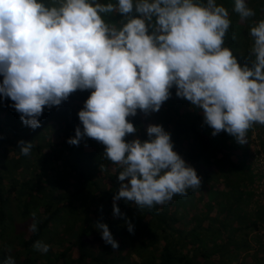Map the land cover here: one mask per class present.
I'll list each match as a JSON object with an SVG mask.
<instances>
[{"label":"clouds","instance_id":"1","mask_svg":"<svg viewBox=\"0 0 264 264\" xmlns=\"http://www.w3.org/2000/svg\"><path fill=\"white\" fill-rule=\"evenodd\" d=\"M233 11L242 20L255 16L246 0H235ZM111 13L123 15L119 27L102 18ZM230 25L227 8L216 0H0V95L14 102L24 125L36 129L45 106L92 89L78 112L83 131L77 126L67 142L95 139L122 167L114 216L124 215L120 199L140 208L164 205L200 188L201 179L160 125L147 127L151 139L126 142L137 130L127 117L137 109L159 111L175 85L177 96L203 110L213 136L226 131L244 144L254 124L264 125V19L250 28L251 67L241 66L224 46ZM18 144L22 155H30L31 142ZM31 216L28 229L35 233L40 221L35 212ZM125 223L132 232L126 217ZM96 228L106 244L118 247L106 223ZM33 247L49 250L39 240ZM5 264L15 261L9 255Z\"/></svg>","mask_w":264,"mask_h":264},{"label":"trees","instance_id":"2","mask_svg":"<svg viewBox=\"0 0 264 264\" xmlns=\"http://www.w3.org/2000/svg\"><path fill=\"white\" fill-rule=\"evenodd\" d=\"M43 2L50 5L53 0ZM196 2L205 4L206 0ZM216 2L237 17L232 9L235 0ZM257 6L251 26L264 19V4ZM132 15L139 14L133 11ZM102 18L119 27L123 15L102 14ZM246 22L250 21L242 20L241 27L231 23L224 46L230 48L241 66L251 67V48L233 38ZM91 91L77 89L59 106H45L36 129L24 125L12 106L14 102L0 95V264L6 260L2 248L10 244L15 249V264H264V235L259 234L264 227V184L256 190L260 174L246 151L253 128L260 126L263 133L264 125L254 124L244 144L226 131L213 136L204 122L203 110L177 96L173 85L164 108L147 114L137 109L135 116L126 118L137 130L124 140H149L143 127L162 126L170 134L173 150L201 179L198 202H193L196 189L152 208H140L120 199L116 203L124 215L114 216L113 197L119 191L122 167L106 158V146L95 139L84 136L78 145L67 142L75 136L77 126L83 131L78 112ZM21 140L33 144L30 155L20 153ZM11 196L16 201L17 215H21L17 226L12 224L7 208ZM189 208L195 211L187 214ZM33 212L40 221L35 233L28 229ZM125 217L133 225L132 232ZM97 222L108 225L117 248L97 240L102 237ZM18 226H24L27 233H14L15 227L20 231ZM50 234L57 237L59 249L54 254L36 255L34 243L50 240ZM136 235L139 240L134 242ZM240 250L251 259L241 263Z\"/></svg>","mask_w":264,"mask_h":264},{"label":"rangeland","instance_id":"3","mask_svg":"<svg viewBox=\"0 0 264 264\" xmlns=\"http://www.w3.org/2000/svg\"><path fill=\"white\" fill-rule=\"evenodd\" d=\"M249 3H248V6L250 7V8H252L253 10L255 9V8H257L258 6L257 5H260V4H264V0H247ZM233 8H234V6H233ZM232 8V9H233ZM229 18H230V20H231V23H235V24H237V25H241L242 26V19L240 18V16L239 15H237V17H233V14L232 13H230L229 14ZM237 19V20H236ZM254 19H255V16L254 17H251V18H249L248 20L250 21V22H246L245 23V27H242V31L241 30H239V33H234V36H235V38H236V40L237 41H244V43L249 47V48H252V46H253V44H254V39L251 37V35H250V28H251V24H252V22L254 21ZM240 26V27H241ZM235 30L236 29H239V27H235V26H232ZM241 33V34H240ZM161 106H163V108L166 106L165 105V102L164 103H162V105ZM141 117V116H140ZM145 118H147L148 119V117L147 116H144ZM142 118V117H141ZM143 129H145V131H146V128H144L143 127ZM261 129H262V127L260 128V126L259 127H254L253 128V130H259V132H260V135H262V134H264V131H263V133H262V131H261ZM199 195H200V193H199ZM199 195H198V192H197V189H196V191H195V195H194V199L196 200V201H193V202H198V199H199ZM9 204H8V212L10 213V215H11V222H12V224L14 225V226H17V224H19L20 223V220H21V215L19 214V215H17V213H16V201L14 200V199H12V196L10 197V199H9ZM194 212L195 210H193L192 208H189L188 209V212H186L187 214L190 212ZM199 212V211H198ZM183 222H185V221H183ZM25 226V225H24ZM24 226L22 227V226H18L17 227V230H20V231H15L16 230V227H15V229L13 230V232L15 233H19V234H21V232H24V234L25 233H27V229L26 228H24ZM10 231V229H8V232ZM11 232V231H10ZM13 232H11L10 233V236H13ZM7 235V234H6ZM51 235V239L50 240H46V239H42V242L43 243H45V244H47V245H49V250H48V252L49 253H56L57 252V250L59 249V246H58V243L57 242H55V240L57 239V237H55V235H53V234H50ZM8 236V235H7ZM62 236L64 237V235L62 234ZM65 238V237H64ZM100 239H102V237H98L97 238V240H100ZM137 240H139V236H137L136 235V238L134 239V242L135 241H137ZM6 242V241H5ZM96 243V242H95ZM97 248H98V246H97ZM14 248L12 247L11 248V244H10V246H7V247H5V248H2V253L6 256V258H7V256H11L12 258H13V253L12 252H14ZM94 250H98V249H94ZM241 251V250H240ZM261 251H263V250H260V252ZM36 255H38V256H43L44 254H46V253H42V252H40V251H38V250H36ZM100 252H101V250H100ZM73 254V252L72 251H70L69 252V255H72ZM250 257V259H251V256H249ZM249 257H248V255H246V254H244L242 251H241V254H239V261L241 262V263H245L248 259H249Z\"/></svg>","mask_w":264,"mask_h":264},{"label":"built area","instance_id":"4","mask_svg":"<svg viewBox=\"0 0 264 264\" xmlns=\"http://www.w3.org/2000/svg\"><path fill=\"white\" fill-rule=\"evenodd\" d=\"M261 140H264V137L260 138L259 133L257 131H253L249 135V141L246 146L247 147L246 151L248 154L249 161L250 163H252L255 170L260 174L259 187L258 189H256L258 191H260L263 188L262 185L264 184V148L261 145L262 143ZM262 225L264 226V223H262ZM259 234L264 235V227L261 230H259Z\"/></svg>","mask_w":264,"mask_h":264}]
</instances>
